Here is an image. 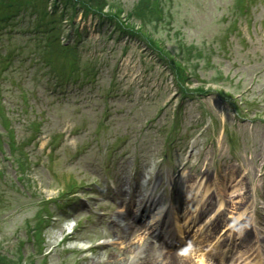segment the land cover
Masks as SVG:
<instances>
[{
    "label": "rangeland",
    "instance_id": "374dc122",
    "mask_svg": "<svg viewBox=\"0 0 264 264\" xmlns=\"http://www.w3.org/2000/svg\"><path fill=\"white\" fill-rule=\"evenodd\" d=\"M111 1L126 10L138 2ZM245 7L243 13L238 0H164V24H158L155 35L169 47L182 37L205 58L197 63L198 78L188 87L203 82L208 91L186 96L176 91L170 72L144 41L111 31L106 20L76 13L59 22L58 39L77 40L78 66L84 72H78L76 83L57 85L49 82L55 75L38 60L43 41L28 37L31 17L23 16L12 29L0 27V70L5 47L24 48L5 64L0 93L15 140H25L30 163L25 180L17 181L6 141L1 145V254L16 259L18 249L24 256L33 253L25 222H33L34 213L45 205L42 201L48 200L54 216L45 229L43 254L34 257V264L136 261L112 223L127 207L142 212L149 222L148 210L174 206L182 194L186 198L176 206V224L181 230L188 224L182 230L187 245L177 251L181 243L176 241L173 248L161 235L144 230L133 239L135 250L146 259L148 248L159 258L154 246L162 244L178 259L190 258L188 264H215L217 256L204 255L206 250L212 253L207 236L197 248L194 221L189 224L185 217L190 212L183 213L196 202L194 187L202 176L209 193L196 223L211 214L209 206L217 198L213 181L224 187L223 209L213 214L203 234L212 227L211 239L244 212L245 221L236 226L242 236L235 242L240 248L249 245L244 225L264 229V0H250ZM92 58L85 67L82 60ZM0 131L5 132L1 125ZM163 168L173 174L171 185ZM75 180L71 200L55 205L58 194ZM232 185L237 194L231 193ZM221 249L219 245L217 252ZM234 255L228 250L222 264H233L227 258Z\"/></svg>",
    "mask_w": 264,
    "mask_h": 264
},
{
    "label": "trees",
    "instance_id": "16d2710c",
    "mask_svg": "<svg viewBox=\"0 0 264 264\" xmlns=\"http://www.w3.org/2000/svg\"><path fill=\"white\" fill-rule=\"evenodd\" d=\"M243 1L245 0H238L239 8H241ZM57 5H60V9L56 8ZM76 13H80L82 18L90 15L99 20H106L111 23V31L125 32L144 41L145 46L154 52L171 73L176 91L186 95L191 90L187 84L192 82L194 77L198 78L196 74L197 63L205 58L197 45L186 43L182 37L181 39L177 38L174 47H169L166 39L160 35H155L158 31V24H164V0H138L130 10H126L120 3H114L111 0H0V27L9 26L12 29V25L23 16H30V26L33 29L30 30L32 33L28 37L43 41L38 60L46 67V71L55 75L52 82L58 84L64 79L77 81L76 75L84 72V68L78 66L81 56L79 48L75 42L61 45L58 39L59 32L62 30L59 22L63 19L68 22ZM72 33L75 34L74 26ZM23 50V47H17L13 50L5 47V52L1 55L2 64L9 62L13 55H21ZM92 60L93 58L84 59L82 63L87 67ZM192 90L205 91L203 84L197 85ZM6 112L0 93V125L5 130L4 133L0 132V147L6 141L10 158L13 160L12 163L16 164L17 181H24L25 172L30 164L27 153L23 149L26 142L25 140L17 141L14 139V130L10 128L11 120L8 119ZM4 134L7 139H4ZM0 176L3 177L1 170ZM4 182H6L5 179ZM29 183V185H33L31 182ZM73 185L74 183L68 187ZM14 186L16 187L15 184ZM62 196L63 192L60 193V197ZM43 202L45 205H41L42 207L34 213L33 222L31 220L25 222L27 232H29L28 240L33 245V253L24 256L22 249H18L17 252L13 253L16 259H9L8 256L0 253L1 264H34V257L43 254V243L46 238L45 229L52 219L48 202ZM59 204L60 202L55 200V205L58 206Z\"/></svg>",
    "mask_w": 264,
    "mask_h": 264
},
{
    "label": "bare ground",
    "instance_id": "6f19581e",
    "mask_svg": "<svg viewBox=\"0 0 264 264\" xmlns=\"http://www.w3.org/2000/svg\"><path fill=\"white\" fill-rule=\"evenodd\" d=\"M203 177V176H202ZM202 177L199 179V184L198 186L194 187L195 191L193 194V199L196 200V202H192L191 204V210L190 209V203L188 204V211L186 212L185 206L183 207V213H187L185 215H188V212H190V216L185 217L187 219V221L190 223H192L194 221V223H196L195 220V216L196 214H198L200 212V210L204 207L207 206L205 200L206 197H208V193H209V188L208 186H206L205 184L202 183ZM230 181V179H229ZM217 180H214L212 184H214V188H215V192H216V200L214 202L213 205L209 206L211 208V214L209 215V218H204V220H201L199 222H197L196 224L193 223V225H195V228L197 230L200 231H204V229L210 224L211 220H212V216L213 214H217L219 213L222 209H223V200H222V195L224 190L220 184H218L217 186ZM222 187V188H221ZM231 193H235L237 194V189L234 187V185L231 186ZM187 194V193H186ZM188 196V195H187ZM186 198V196L182 198V194L180 197H175V203L174 206L171 205H161L159 204L156 208L148 210L149 212H151L152 214L149 215V222L144 221L143 217L144 215L138 214V211H133L131 207H127L125 209V211L123 213L120 214V218L118 221L115 220V222L112 223V230L122 233L123 238L122 240L124 241L125 244V249L127 251H130L131 253H134L137 255L136 258H139L136 261H130L129 259L124 260V261H118L120 262L119 264H188V261H190L191 259L186 257L185 259H178L175 252L168 251L166 252L164 250V248L158 245V246H154V251L155 249L158 250V252L160 253V257L157 258L156 255H153V253H150L148 248L144 249L145 252H147V254H149L148 258L145 259V257L143 256L144 254L142 253V251L140 250H135L134 247V237L137 235L138 232L141 231H149V232H156L157 234H161V238L163 241H165L164 243H173L175 241L177 242H181L183 234L181 232V227L179 225L176 224L177 221V214L179 213V211H176V206H178V203L180 201V199H182L184 201V199ZM205 202V203H204ZM185 204V203H184ZM140 213V212H139ZM244 213H239L238 215H236L234 217L235 222L237 223L242 215ZM190 218V219H188ZM118 222V223H117ZM188 225V224H187ZM184 225L185 228H183L182 230L187 231L188 230V226ZM232 227L231 223H227L223 229H225V232H220L213 235L211 240H210V236L213 233V228L211 227L210 229V234H203V232H201V234L199 235V238L197 239V241H194L193 244L198 246L202 243V241L204 240V236H207V245H208V250H210L212 253H208L206 254L207 257L213 256L215 255V257L217 256V261L215 262V264H222V259L224 258V254H226L227 250H234V259L233 258H227V260H229L230 262H232L233 264H264V260L261 257V254L259 253V249L255 246L254 247V252L251 253V250L253 249V246L248 247L247 245L244 248H239L238 246H236L235 243H233V240H230L229 238L232 237V239L234 240H238L240 238V236H242V230H231L229 231L227 227ZM230 227V228H231ZM209 229V228H208ZM227 231V232H226ZM212 232V233H211ZM233 232V234H232ZM232 234V236H231ZM204 235V236H203ZM229 236L227 238H224V236ZM209 239V240H208ZM187 242V241H185ZM238 242V241H237ZM163 243V242H162ZM187 245V243H186ZM222 248L221 250H219L217 252L218 247ZM224 246V247H223ZM157 247V248H156ZM200 247V246H199ZM152 248V246H151ZM153 249V248H152ZM143 250V249H142ZM177 251H179V248L176 249ZM139 252V253H137ZM157 252V251H156ZM256 254V255H255ZM142 260V261H141ZM140 261V262H139Z\"/></svg>",
    "mask_w": 264,
    "mask_h": 264
}]
</instances>
